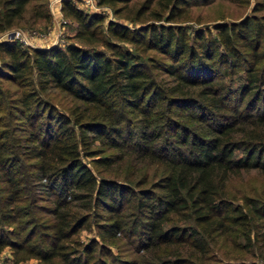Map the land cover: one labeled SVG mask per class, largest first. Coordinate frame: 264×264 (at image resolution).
<instances>
[{
    "label": "trees",
    "instance_id": "obj_1",
    "mask_svg": "<svg viewBox=\"0 0 264 264\" xmlns=\"http://www.w3.org/2000/svg\"><path fill=\"white\" fill-rule=\"evenodd\" d=\"M213 1L97 0L126 24L63 0L76 23L71 41H0V112L16 107L22 128L36 129L20 137L25 157L56 196L49 223L17 224L19 156L3 128L0 253L11 246L13 264L26 254L43 264H264V201L227 192L242 171L264 172V0L212 28L181 23L188 7ZM49 18L48 0H0V32ZM91 214L98 239L71 246ZM231 232L249 246L253 233L259 260L215 262L212 244ZM122 239L132 245L127 260L108 248Z\"/></svg>",
    "mask_w": 264,
    "mask_h": 264
},
{
    "label": "rangeland",
    "instance_id": "obj_2",
    "mask_svg": "<svg viewBox=\"0 0 264 264\" xmlns=\"http://www.w3.org/2000/svg\"><path fill=\"white\" fill-rule=\"evenodd\" d=\"M53 1L54 0H48V9L50 12V18L48 20H39L34 25H18L2 31L0 32V41L8 39L15 40L12 36L13 34L10 32L17 29H20L23 32V36L31 44L23 43L27 46L47 48L49 46H53L54 44L63 45L67 41H71V36L74 32L76 23L71 18L63 16L60 2L57 0ZM252 2L253 0H251L250 4H243L227 0H214L212 3L207 5H193L187 8L188 11L185 13V17L182 19L181 23L186 24L188 28L193 29L205 27L212 28V26L217 22L236 21L245 15L251 14ZM102 6L105 7L101 10V13L105 15V22L113 19L116 21H122L126 24H131L122 17L116 16L111 7L107 5ZM2 84L10 88H16L7 81H2ZM51 92L53 93L55 90L53 89ZM53 95L54 94H52L50 98H53ZM7 99L9 100L10 98L8 97ZM52 101L55 105V100ZM9 102L6 101L3 104L4 107H8L7 104L9 105ZM10 108L11 116L6 113L5 109H2L0 112V132L3 128L8 130V138L6 139V142H8V149L10 148V151L16 152V155L19 156L18 170L20 171V176L22 178V197L18 204L22 210L20 209L21 213H17L21 216V223L17 224L26 229H30L32 228L30 226L33 224V218L34 223L39 224H46L52 220L50 207L52 206V200L55 199L56 196L53 191L49 190L48 187L44 185L46 181L40 182L35 180L36 169L34 168V164L37 162V159L25 157L24 150L26 147H24V145L27 141L21 138L25 137L28 131L37 132L35 131L36 129L34 127H31L30 129H23L20 125L22 124V121L20 122V119L17 118L18 115H14L16 107L10 106ZM2 140L3 139L0 138V142ZM97 150H99L100 155L104 154V152H109L107 149L102 147ZM93 158L95 157L85 156L84 160L94 170V166L91 163ZM134 166L138 165H135L134 163H131L130 166L128 165V171L131 172L134 169ZM5 186L6 185L4 183H0V197L7 193V191H5ZM227 192L230 198L238 203H242L244 200L243 198L245 197L250 198L251 201H264V172L259 169L242 171L239 175L231 178L227 186ZM125 214H127V219L133 217L131 215V209H127ZM19 218L20 217H18V222H20ZM93 218L96 219V216L91 214L90 226L81 228L76 235L67 241L71 246L79 247L83 244H87L92 238L98 239L95 231V225L92 222ZM15 224L16 223L12 222L10 226L6 227L11 228L12 226H15ZM34 226L33 228L36 230V227ZM39 230L40 229L37 228L35 234L36 238H38ZM238 235L239 237H236ZM252 237V246L246 244L242 234L235 232H231L222 238L217 237L216 242H212L213 254L216 257L215 262L219 260H230L235 262L239 260H259L256 254H258V251L262 248L260 247V243L256 241L257 238L254 237L253 233ZM235 238H237L236 240H238V244H242L241 247L237 246V243H234ZM74 240L76 241L74 242ZM108 248L111 250L113 256L120 260H127L133 256V253H131L132 245L125 239L120 240L118 243L108 245ZM227 252H229L228 255H226ZM230 254L232 257H230ZM233 254H235V257ZM97 256L104 262L113 263V261H111L113 260L111 256L107 257L106 255H101L99 253H97ZM16 257L17 256L15 255L13 248L11 246H6L0 253V264H13L17 259ZM24 257V259L19 260V264H43V262L35 256L26 254Z\"/></svg>",
    "mask_w": 264,
    "mask_h": 264
},
{
    "label": "built area",
    "instance_id": "obj_3",
    "mask_svg": "<svg viewBox=\"0 0 264 264\" xmlns=\"http://www.w3.org/2000/svg\"><path fill=\"white\" fill-rule=\"evenodd\" d=\"M57 1L60 2V6H61V2L63 0H57ZM71 2H73L76 6H78L80 8H83L85 10H89V11H98V12H101V10H103V8H105L104 6L99 5L97 3V0H71ZM10 33L13 34L12 36L15 39H17L18 41H20L22 43L30 44L26 40V38L23 36V32L20 29L14 30V31H12Z\"/></svg>",
    "mask_w": 264,
    "mask_h": 264
}]
</instances>
